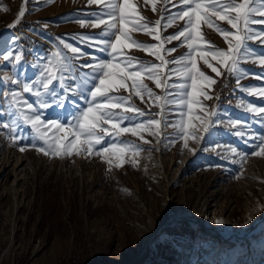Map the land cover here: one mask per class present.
Here are the masks:
<instances>
[{
    "label": "rangeland",
    "instance_id": "374dc122",
    "mask_svg": "<svg viewBox=\"0 0 264 264\" xmlns=\"http://www.w3.org/2000/svg\"><path fill=\"white\" fill-rule=\"evenodd\" d=\"M59 1L28 0L25 4V0H0V7L8 8L0 11V50L19 48L24 55L18 68L0 62V264H124L127 260L132 264H264V156L249 155L242 161L229 151V147H235L240 152L251 153L259 141L250 137L264 133V122L260 120L264 113H250L241 107V101L245 105L250 102L264 106V97L250 95L240 88L264 87V79L255 78L264 73V66L258 63H242L248 75L240 79L238 86L237 78L216 61L209 57L223 73L220 76L197 57L198 67L216 82L205 88L212 99L199 96L200 105L192 109L194 116L210 121L209 131H203L201 121H193L196 137L189 138L187 146L179 129L167 126L179 123L182 112L187 122L186 104H170L163 116H158L155 114L161 108L154 97L149 100L145 95L142 102L131 94L130 88L113 93L131 94L130 103L150 113L139 120H161L159 129L155 125L151 129L158 131V135L149 134L146 126L136 136L129 132L115 140L105 137V147L107 143L131 142L143 149L135 157L131 150L127 151L122 167L115 166L118 161L112 154H109L113 160L111 166L94 154L44 155L29 146L35 134L22 124V134L27 139L16 144L10 140L11 133L2 123L10 124L14 118L10 115L13 110L9 93L20 89L5 81L4 76L30 82L38 74L32 65L46 62L61 45L58 42L61 29L70 28L65 25H79L77 19H91L78 15L76 9L54 14ZM154 2L155 11L151 2L132 0L150 27L161 19L166 7L170 12L177 11L172 7L177 0ZM21 6L26 8L25 16L15 28H9ZM163 15L167 16L168 12ZM164 22L158 29L162 37L175 33L184 24L177 20L164 28ZM216 23L230 27L225 21ZM251 27L264 28V25ZM201 31L204 37L201 47L214 45L227 49L223 37L213 29L202 25ZM131 36L141 43H160L146 32L134 31ZM11 37L19 40L13 43ZM179 44V41L165 43L164 48L176 46L177 51L161 54L167 60L186 54V45ZM248 44L256 53L264 52L259 40ZM123 51L145 63H160L148 51L134 46ZM173 67L179 66L167 65ZM173 82L184 83V79L173 75L170 83ZM144 83L155 95H164V90L157 88L152 80L145 79ZM226 86L232 88L229 99L222 96ZM57 90L63 94L58 85ZM169 91L176 93L177 101L181 99L180 89ZM24 96L35 104V97ZM68 99L64 109L53 107L41 111L46 118L60 117L66 122L76 110L72 100L84 106L78 97ZM200 106L215 115L205 116ZM230 118L245 125L241 129L245 132L243 138L234 135L235 128L227 126ZM126 125L127 122L122 126ZM20 147H25V151L21 152ZM132 159L138 161L136 166ZM205 223L214 229L207 228ZM147 234L151 236L146 252L134 260ZM82 251L84 259L79 258Z\"/></svg>",
    "mask_w": 264,
    "mask_h": 264
},
{
    "label": "snow or ice",
    "instance_id": "6c2138e0",
    "mask_svg": "<svg viewBox=\"0 0 264 264\" xmlns=\"http://www.w3.org/2000/svg\"><path fill=\"white\" fill-rule=\"evenodd\" d=\"M27 2L28 0H25V4ZM146 2H151L153 11L156 10L154 0H146ZM88 4L102 5V9L100 12L89 13L91 19H77L75 22L81 27L100 28L101 25L104 26L98 38L81 37V40L89 47H95L99 52L105 53L104 58L90 56L81 48L60 40V44L71 55H66L57 49L46 58V62L34 63L32 67L37 69L38 74L30 82L22 83L18 78L4 76L5 81L20 89L9 93L10 107L13 110L10 115L14 118L10 124L2 123V127L11 133L10 140L14 144L27 139L22 134L20 127L22 124L35 134L29 146L44 155L60 157L81 153L94 154L100 156L111 166L113 160L110 159L109 154H112L118 161L115 166L122 167L127 151L131 150L132 156L135 157L143 149L131 142L107 143L105 147L103 146L106 142L105 137L111 136L115 140L121 134L129 132L136 136L146 126L149 134L158 135V131L153 132L151 129L153 125L156 129H159L161 125L159 119H138L150 113L130 103L131 94L140 97L142 102H145V95L149 100L154 97L161 108V112L155 114L158 116H163L166 106L170 104H186L187 122L183 119L185 114L182 112L179 123L167 124V126L178 128L187 146V140L196 137L197 129L193 121H201L204 125L203 131H209L210 121L203 120L199 115L194 116L192 109L194 105H200L197 97L212 99L207 95L205 88L216 82L198 67L197 57L213 73L220 76L223 73L211 62V60L216 61L217 65L222 66L229 74L237 78L238 86L240 79L248 75L247 69L241 66L242 63L251 61L264 66V52L256 53L248 44L249 41L259 40L260 44L264 45V28L251 27L254 24L264 25V0H239V2L238 0H177L172 4L177 11L170 12L166 7L162 10L161 19L156 20L155 26L151 27L146 22V18L138 13L137 5L132 3V0H88ZM0 11H8V8L0 7ZM25 11V6H21L16 21L8 27L15 28L25 16ZM163 12H168V15L164 16ZM256 16L261 19H256ZM162 20L165 21L164 28L172 26L177 20L184 21V24L175 33L162 37L158 30ZM216 21H225L230 27L224 28ZM202 25L220 34L228 45L227 49L214 45L201 47L200 41L204 40ZM134 31L146 32L160 43L138 42L131 36ZM113 36L114 39H112ZM10 40L15 43L19 37H11ZM172 41H179V46L186 45L188 52L178 58L167 60L161 53L171 54L177 51L176 46L164 48L165 43ZM208 43L205 41V44ZM133 46L148 51L160 63H145L124 53V48L130 49ZM85 57H88L91 62H88ZM39 59L45 60L44 57ZM82 60L84 62L80 63ZM23 61V51L19 48L0 50V62L12 68H18ZM170 64L179 67L167 68ZM165 68H167L166 72ZM173 75L183 78L184 83H170ZM255 78L264 79V73ZM145 79L152 80L157 88L163 89L164 95H155L153 90L144 83ZM21 84L22 87H20ZM201 84L204 87H200ZM57 85L63 94L57 90ZM129 88L131 89L129 96L113 94L121 89L127 91ZM240 88L241 91L250 95L264 97V87L240 86ZM169 89H180L181 99L177 101L176 93ZM24 94L35 97V104L26 99ZM69 96L78 97L84 104L81 107L76 100L71 101V105L76 110L71 114L70 120L65 122L60 117L46 118L44 116L41 110L53 107L64 109L69 103ZM241 107L250 113H264V106L257 107L250 102L245 105L241 101ZM117 109L120 111H116ZM200 111L208 117L215 115L214 112L206 111L203 106H200ZM126 113L136 115L129 116ZM260 120L264 122V117H260ZM125 122L127 125L122 126ZM227 126L236 129L234 135L241 138L245 136V132L241 130L245 125L240 120L230 118ZM141 139L144 138L141 136ZM250 139L259 141L253 145L251 153L240 152L235 147H229V151L239 156L242 161H246L249 155L264 156V133L253 135ZM144 142L149 143L147 140ZM19 150L23 152L25 147H20ZM131 162L133 166L138 164L135 159Z\"/></svg>",
    "mask_w": 264,
    "mask_h": 264
},
{
    "label": "crops",
    "instance_id": "0c3cea01",
    "mask_svg": "<svg viewBox=\"0 0 264 264\" xmlns=\"http://www.w3.org/2000/svg\"><path fill=\"white\" fill-rule=\"evenodd\" d=\"M58 6L59 8L54 9L55 10L54 14H62V13H66L69 10L76 9L79 11L78 15H81L84 17L89 16L88 15L89 13L100 12L102 9V5H97V4L89 5L88 0H60L58 2ZM144 12H147V11L144 10ZM65 26L70 27V28L61 29L62 26L60 27L61 33H60V36H59L60 39L58 40V42L64 39V41H66L67 43H70L74 46L76 45L80 46L81 49L85 53H88L90 56L94 55L96 57H101V58H104L106 56L105 53L99 52L98 50H96L95 47H89L88 44H86L85 42H83V40H81V37L98 38L101 34L102 28L104 27L103 25L100 28L81 27L76 24H73L72 26L71 25H65ZM114 38L115 37L113 36L112 39ZM78 40H80V42ZM58 49L66 55L67 54L71 55V53L68 52V50L63 48L62 44L58 47ZM85 59L88 60V62H91V60L88 59V57H85ZM83 62L84 60L80 61V63H83Z\"/></svg>",
    "mask_w": 264,
    "mask_h": 264
},
{
    "label": "bare ground",
    "instance_id": "6f19581e",
    "mask_svg": "<svg viewBox=\"0 0 264 264\" xmlns=\"http://www.w3.org/2000/svg\"><path fill=\"white\" fill-rule=\"evenodd\" d=\"M193 220H196V219H193ZM206 224V223H205ZM207 225V224H206ZM161 227V226H160ZM207 228H209V229H214L213 227H210V226H208L207 225ZM215 230H218L217 228L215 229ZM224 236L226 235L225 233H222ZM229 234V233H228ZM242 235V233H240V234H237V236H241ZM150 234H147L145 237H144V239H143V241H142V244L139 246V249H138V253H137V255H136V257H135V259L134 260H138V259H140L144 254H145V252H146V248H147V246H148V242H149V239H150ZM124 264H132V261H126Z\"/></svg>",
    "mask_w": 264,
    "mask_h": 264
},
{
    "label": "built area",
    "instance_id": "2783aa9c",
    "mask_svg": "<svg viewBox=\"0 0 264 264\" xmlns=\"http://www.w3.org/2000/svg\"><path fill=\"white\" fill-rule=\"evenodd\" d=\"M222 96L229 99L232 96V88L226 86L224 89H222Z\"/></svg>",
    "mask_w": 264,
    "mask_h": 264
},
{
    "label": "trees",
    "instance_id": "16d2710c",
    "mask_svg": "<svg viewBox=\"0 0 264 264\" xmlns=\"http://www.w3.org/2000/svg\"><path fill=\"white\" fill-rule=\"evenodd\" d=\"M83 255H84V253H83V251H82V252L80 253L79 258L84 259Z\"/></svg>",
    "mask_w": 264,
    "mask_h": 264
},
{
    "label": "water",
    "instance_id": "95a60500",
    "mask_svg": "<svg viewBox=\"0 0 264 264\" xmlns=\"http://www.w3.org/2000/svg\"><path fill=\"white\" fill-rule=\"evenodd\" d=\"M160 226H162V225H160ZM158 229H159V227H158ZM158 229H157V230H158ZM157 230H156V231H157ZM156 231H155V232H156Z\"/></svg>",
    "mask_w": 264,
    "mask_h": 264
}]
</instances>
